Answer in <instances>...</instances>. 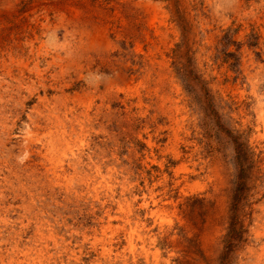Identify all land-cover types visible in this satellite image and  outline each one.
I'll return each mask as SVG.
<instances>
[{
  "label": "rangeland",
  "instance_id": "1",
  "mask_svg": "<svg viewBox=\"0 0 264 264\" xmlns=\"http://www.w3.org/2000/svg\"><path fill=\"white\" fill-rule=\"evenodd\" d=\"M263 252L264 0H0V264Z\"/></svg>",
  "mask_w": 264,
  "mask_h": 264
},
{
  "label": "bare ground",
  "instance_id": "2",
  "mask_svg": "<svg viewBox=\"0 0 264 264\" xmlns=\"http://www.w3.org/2000/svg\"><path fill=\"white\" fill-rule=\"evenodd\" d=\"M54 240V239H53ZM118 244V243H117ZM261 259L263 260L264 262V252L261 254Z\"/></svg>",
  "mask_w": 264,
  "mask_h": 264
}]
</instances>
